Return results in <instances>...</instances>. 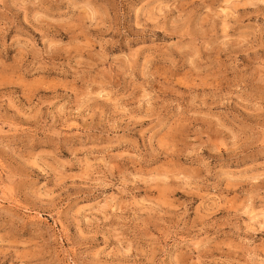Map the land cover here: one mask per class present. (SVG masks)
I'll use <instances>...</instances> for the list:
<instances>
[{
  "label": "rangeland",
  "instance_id": "obj_1",
  "mask_svg": "<svg viewBox=\"0 0 264 264\" xmlns=\"http://www.w3.org/2000/svg\"><path fill=\"white\" fill-rule=\"evenodd\" d=\"M0 264H264V0H0Z\"/></svg>",
  "mask_w": 264,
  "mask_h": 264
}]
</instances>
